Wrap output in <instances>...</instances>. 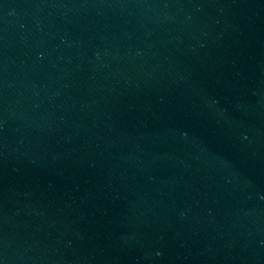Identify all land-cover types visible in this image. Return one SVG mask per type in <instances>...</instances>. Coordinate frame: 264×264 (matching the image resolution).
Returning a JSON list of instances; mask_svg holds the SVG:
<instances>
[{"label": "water", "instance_id": "95a60500", "mask_svg": "<svg viewBox=\"0 0 264 264\" xmlns=\"http://www.w3.org/2000/svg\"><path fill=\"white\" fill-rule=\"evenodd\" d=\"M0 264H264V0H0Z\"/></svg>", "mask_w": 264, "mask_h": 264}]
</instances>
